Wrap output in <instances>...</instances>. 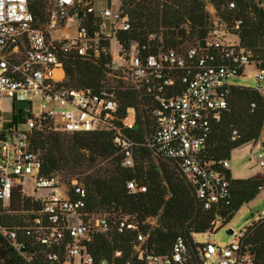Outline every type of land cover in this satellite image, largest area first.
<instances>
[{"label":"built area","instance_id":"1","mask_svg":"<svg viewBox=\"0 0 264 264\" xmlns=\"http://www.w3.org/2000/svg\"><path fill=\"white\" fill-rule=\"evenodd\" d=\"M119 1L118 8L111 10L97 9L94 0H50L43 27L34 25L27 0H3L0 8V117L4 99L39 100V114H30L24 129L0 131V214H24L16 225L0 224V239L26 262L31 261L27 245L38 243L46 249L44 258L51 264H76L75 259L78 264H107L106 260L96 262L86 243L96 233L108 234L114 221L108 214L85 210L86 192L78 177L64 187L60 171L47 176L41 173L42 158L31 146L36 132H109L121 155V167L132 168L138 144L126 132L135 126L136 109L126 108L119 118V107L122 93H134L140 110H148L154 122L141 145L170 161L202 208L209 210L229 193L226 176L201 161L206 137L231 94L228 79L242 75L245 66L252 64L255 90L264 100V67L254 63L253 51L240 45L236 34L231 41L212 29L202 43L177 48L164 47L160 34L149 35L145 43L127 40L122 45L120 35L129 32L131 25L119 9ZM228 5L233 7V3ZM240 25L241 20H235L234 30ZM71 53L103 59L104 74L98 86L76 89L65 84L59 54ZM260 137H264V116ZM236 138L237 132L232 130L230 139ZM252 158L264 174V152L255 151ZM220 164L223 169L229 167L228 160ZM125 188L128 194L146 192L145 186L133 180ZM15 191L22 199L34 197L38 209L12 211ZM115 222L118 232H135L134 251L147 264H251V256L241 250L243 233L233 232L224 246L211 241L217 218L205 232L206 243L194 240L190 247L184 237L177 236L163 256L148 249V234L140 232L129 216H119ZM53 247L56 250L49 251Z\"/></svg>","mask_w":264,"mask_h":264},{"label":"trees","instance_id":"2","mask_svg":"<svg viewBox=\"0 0 264 264\" xmlns=\"http://www.w3.org/2000/svg\"><path fill=\"white\" fill-rule=\"evenodd\" d=\"M207 2L226 23L227 31L238 36L239 44L253 51L254 63L264 67V0ZM229 3H233L232 8H229ZM27 7L34 25L43 27L48 20L45 0H27ZM119 9L128 17L131 25L129 32L120 35L122 45L127 40L145 43L149 35L160 34L164 47L177 48L188 43H202L212 31L204 0H120ZM237 19L241 20V25L234 30L233 22ZM59 58L68 87L81 89L99 85L104 74L102 58L86 59L72 53L59 54ZM251 103L255 104L253 110ZM139 105L134 93L120 95L119 118L124 117L126 108L136 109L135 126L126 132L138 144L133 150L134 166L129 169L121 167V155L109 132L66 135L44 130L36 132L31 140L32 149L42 158L41 173L45 176L65 169L72 173L70 178H73L75 169L94 165L97 160L109 159L100 170L78 178L86 192L85 210L93 214L105 211L114 217L108 234L96 233L86 243L87 251L96 262L106 260L107 264H147L134 251L135 232L116 230L115 220L119 216H129L137 222L139 231L148 234V249L155 256H163L170 251L177 236L184 237L187 244L193 247V236L205 234L216 218L220 223L216 229L223 227L243 205L264 190V174L248 179H232L230 172L220 164L230 159L232 150L255 142L259 137L264 100L255 89L232 86L225 110L219 121L212 124L206 137L201 153L202 163H209L210 169L223 173L229 181L228 197L209 210L202 208L190 186L170 161L161 157H157L158 164L151 161V156L155 155L141 142L147 136L145 133L152 132L154 122L149 120L148 110L141 111ZM232 130L237 132V138L233 141L230 139ZM132 180L145 186L146 192L128 194L125 183ZM10 206L12 211L37 210L39 202L30 197L22 199L15 191ZM150 218H156L154 226L146 222ZM18 222L9 214H0L2 225L13 226ZM242 233V252L251 256V264H264V217L251 223ZM55 250L53 247L49 251ZM27 251L31 254L30 262L24 261L0 239V264H51L44 258V246L28 244Z\"/></svg>","mask_w":264,"mask_h":264},{"label":"rangeland","instance_id":"3","mask_svg":"<svg viewBox=\"0 0 264 264\" xmlns=\"http://www.w3.org/2000/svg\"><path fill=\"white\" fill-rule=\"evenodd\" d=\"M118 1L119 0H94V5L97 9L101 8H110L111 10H116L118 8ZM205 1V9L208 13L209 19L212 22V29L218 36L221 37H228L231 41L235 38L233 33H229L227 30V25L221 19L217 16L216 10L211 6L207 0ZM46 2V11L49 8L50 0H45ZM68 27L72 26L71 23H68ZM63 32L62 30L58 31V35H61ZM113 52H118V48L116 47V44L113 43ZM255 68L254 66L247 65L244 68V72L240 76L232 77L228 79V84L232 86H239V87H248L252 89L257 88V81L254 78ZM264 86V83L261 84ZM23 98H7L4 99L2 110H1V117H0V131H7L9 129H24L25 128V121L30 116V114L38 115L39 114V100L34 99L31 102L23 101ZM149 120L152 121L151 116L149 115ZM143 116V120H144ZM150 132L148 131L145 133V135H148ZM249 145H245L240 149L239 151H235V153L238 154V152H242V150H248ZM247 155V154H245ZM239 156V155H238ZM139 158V156H136ZM247 156V160H248ZM245 159V160H246ZM109 159L105 160H97L94 165H87L89 167H82L80 169H75L74 176L81 179L83 176L90 174L92 172H95L97 170H100L102 167L106 166L107 161ZM135 161V157H134ZM151 161L155 164H158V158L155 156H151ZM233 165L237 162L234 160ZM257 165V164H255ZM172 167V166H170ZM258 167V165H257ZM60 175L62 176V185L65 187L66 182L70 180V176H72V173L67 170H61ZM25 185V184H24ZM26 189L29 190L30 186H26ZM29 195V194H28ZM28 197L33 198L31 195ZM262 204H264V193H259L258 196L255 197L254 200H252L250 203L243 205L231 218V220L224 225L223 227H219L214 232V235L211 238V241L215 243L218 246H224L230 240L232 239V236L228 233V229H232L236 233H242L247 226H249L252 221H255L257 218L258 213H260V209L262 207ZM108 212L100 211L97 214L98 215H104ZM24 215L22 211L15 212L14 214L10 215L13 216L14 219L21 220ZM147 223L151 226H154L156 224V218H150L148 219ZM220 224V223H219ZM217 224V226H219ZM195 242L199 244H204L207 241V235L206 234H198L193 236ZM75 263L78 264V260L75 259Z\"/></svg>","mask_w":264,"mask_h":264},{"label":"crops","instance_id":"4","mask_svg":"<svg viewBox=\"0 0 264 264\" xmlns=\"http://www.w3.org/2000/svg\"><path fill=\"white\" fill-rule=\"evenodd\" d=\"M245 145H249L248 150H242V152L240 151V152H238V154L235 153V151H239ZM245 145H242V146L232 150L230 153V159L228 160L229 161V167L227 168V170L230 172V176L232 179H248V178H251L257 174H262L261 169L259 167H257V165H255L256 163H255L254 159L252 158V153L255 151L264 152V137H260L255 142L248 143ZM245 154H247V155H245ZM247 156L249 157L248 160L246 159ZM234 160L237 163L233 165L232 162ZM261 192L264 193V190H261L259 193H261ZM258 194L256 196H258ZM261 217H264V204H262V207L260 209V213H258L255 221H257ZM255 221H252V223Z\"/></svg>","mask_w":264,"mask_h":264},{"label":"clouds","instance_id":"5","mask_svg":"<svg viewBox=\"0 0 264 264\" xmlns=\"http://www.w3.org/2000/svg\"><path fill=\"white\" fill-rule=\"evenodd\" d=\"M2 6H3V0H0V8H2ZM0 19H2V15H0Z\"/></svg>","mask_w":264,"mask_h":264},{"label":"water","instance_id":"6","mask_svg":"<svg viewBox=\"0 0 264 264\" xmlns=\"http://www.w3.org/2000/svg\"><path fill=\"white\" fill-rule=\"evenodd\" d=\"M233 230L232 229H228V233L230 234V235H232L233 234Z\"/></svg>","mask_w":264,"mask_h":264}]
</instances>
